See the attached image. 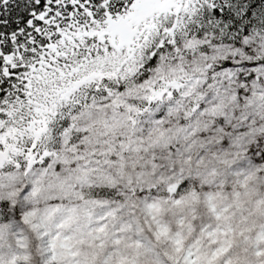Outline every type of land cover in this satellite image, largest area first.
Listing matches in <instances>:
<instances>
[{
	"label": "rangeland",
	"instance_id": "rangeland-1",
	"mask_svg": "<svg viewBox=\"0 0 264 264\" xmlns=\"http://www.w3.org/2000/svg\"><path fill=\"white\" fill-rule=\"evenodd\" d=\"M193 2L134 0L100 32L113 49L109 59H131L162 19ZM242 46L190 40L128 93L87 104L48 163L32 158L2 170L5 164L0 264H257L258 248L264 256V64L251 58L264 57V36ZM74 73L66 68L57 80ZM74 82L72 89L81 83ZM42 130L37 118L28 126V133ZM128 173L144 187L139 194H130Z\"/></svg>",
	"mask_w": 264,
	"mask_h": 264
},
{
	"label": "trees",
	"instance_id": "trees-1",
	"mask_svg": "<svg viewBox=\"0 0 264 264\" xmlns=\"http://www.w3.org/2000/svg\"><path fill=\"white\" fill-rule=\"evenodd\" d=\"M133 2L0 0V150L9 151L10 167L26 165L32 158L48 163L72 118L87 104L128 93L165 56L179 54L188 41L208 38L244 51L245 38L264 36V0H194L184 12L162 19L156 34L131 59L122 55L109 59L113 49L107 48L110 44L100 32L108 29V21L120 19ZM251 59L264 64L263 56ZM221 63L227 66L230 59ZM69 67L76 68V73L59 82L58 74ZM91 75L96 76L85 81ZM252 77L241 75L246 80ZM74 80L81 83L72 89ZM61 90L63 97L58 96ZM149 100L152 104L153 99ZM150 102L141 104L139 110L144 111ZM35 118L43 122V130L28 133ZM127 180L130 194L144 189L132 174L128 173ZM6 208L7 202L0 200L4 216Z\"/></svg>",
	"mask_w": 264,
	"mask_h": 264
},
{
	"label": "bare ground",
	"instance_id": "bare-ground-1",
	"mask_svg": "<svg viewBox=\"0 0 264 264\" xmlns=\"http://www.w3.org/2000/svg\"><path fill=\"white\" fill-rule=\"evenodd\" d=\"M263 242H264V240H263ZM259 250L260 249L258 248V252L256 250V253L257 254H253V255L258 259V262H260L259 264H264V261H262L263 258H264V256H262V255L259 254ZM262 252L264 253V251H262ZM258 262H257V264H258ZM191 264H195V261L192 260Z\"/></svg>",
	"mask_w": 264,
	"mask_h": 264
},
{
	"label": "water",
	"instance_id": "water-1",
	"mask_svg": "<svg viewBox=\"0 0 264 264\" xmlns=\"http://www.w3.org/2000/svg\"><path fill=\"white\" fill-rule=\"evenodd\" d=\"M6 152L0 153V167H2L4 161H6Z\"/></svg>",
	"mask_w": 264,
	"mask_h": 264
}]
</instances>
